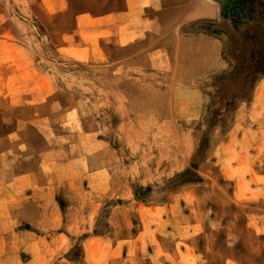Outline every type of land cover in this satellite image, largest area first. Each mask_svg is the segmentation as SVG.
<instances>
[{"label": "rangeland", "instance_id": "obj_1", "mask_svg": "<svg viewBox=\"0 0 264 264\" xmlns=\"http://www.w3.org/2000/svg\"><path fill=\"white\" fill-rule=\"evenodd\" d=\"M207 1L219 20L189 29L223 66L194 77L154 75L149 38L86 55L79 27L125 0H0L2 144L79 175L35 237L0 235V264H264V0Z\"/></svg>", "mask_w": 264, "mask_h": 264}, {"label": "crops", "instance_id": "obj_2", "mask_svg": "<svg viewBox=\"0 0 264 264\" xmlns=\"http://www.w3.org/2000/svg\"><path fill=\"white\" fill-rule=\"evenodd\" d=\"M148 3V5H146ZM126 9L116 14L93 16L91 26L79 27L86 31L89 40H79L80 48L89 58L106 57L102 42H110L120 48L144 39L154 40V75L193 74L200 77L223 66L219 57V36L208 34L203 29L192 30V26L206 20H219L220 8L207 0H125ZM154 4V18L146 10ZM211 15V16H209ZM91 35V36H90ZM103 35V36H102ZM191 79V78H190ZM193 79V78H192ZM155 81V79H154ZM14 132L0 136L10 144L15 143ZM19 152V154H16ZM24 153V156H23ZM47 150L33 149L28 144L4 146L0 142V235L11 233L19 226V233L33 238L41 232L48 216L57 217L56 209H48L53 201L48 196L51 185L78 184L74 164L72 178L60 176L59 164L50 167L45 160ZM66 165V164H65ZM52 172L48 180L45 171ZM53 210L50 215L48 211ZM23 226V227H22ZM32 226L37 230L32 229ZM6 241H11L5 237ZM45 249V248H44ZM41 250V244H40ZM46 250V249H45ZM44 250V252H45ZM28 261L25 264H33Z\"/></svg>", "mask_w": 264, "mask_h": 264}, {"label": "bare ground", "instance_id": "obj_3", "mask_svg": "<svg viewBox=\"0 0 264 264\" xmlns=\"http://www.w3.org/2000/svg\"><path fill=\"white\" fill-rule=\"evenodd\" d=\"M209 16H211V15H209Z\"/></svg>", "mask_w": 264, "mask_h": 264}]
</instances>
